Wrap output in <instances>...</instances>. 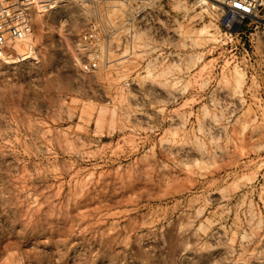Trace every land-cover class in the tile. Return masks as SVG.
Instances as JSON below:
<instances>
[{"label":"rangeland","instance_id":"rangeland-1","mask_svg":"<svg viewBox=\"0 0 264 264\" xmlns=\"http://www.w3.org/2000/svg\"><path fill=\"white\" fill-rule=\"evenodd\" d=\"M0 264H264V22L45 0L0 60Z\"/></svg>","mask_w":264,"mask_h":264},{"label":"built area","instance_id":"built-area-1","mask_svg":"<svg viewBox=\"0 0 264 264\" xmlns=\"http://www.w3.org/2000/svg\"><path fill=\"white\" fill-rule=\"evenodd\" d=\"M44 0H0V60L14 55L15 46L31 36L33 14ZM230 14L232 24L242 27L246 21L264 22V0H218ZM239 5V7H238ZM93 34L85 35L88 41ZM97 66L96 62L85 65L87 70Z\"/></svg>","mask_w":264,"mask_h":264},{"label":"bare ground","instance_id":"bare-ground-1","mask_svg":"<svg viewBox=\"0 0 264 264\" xmlns=\"http://www.w3.org/2000/svg\"><path fill=\"white\" fill-rule=\"evenodd\" d=\"M45 1V0H44ZM212 1H214V2H218V0H212ZM202 2L203 3H206V2H208V0H202ZM219 3V2H218ZM234 28V27H233ZM32 34H33V31H32ZM32 34H31V36H32ZM30 36V37H31ZM30 37H28L26 40H29L30 39Z\"/></svg>","mask_w":264,"mask_h":264},{"label":"snow or ice","instance_id":"snow-or-ice-1","mask_svg":"<svg viewBox=\"0 0 264 264\" xmlns=\"http://www.w3.org/2000/svg\"><path fill=\"white\" fill-rule=\"evenodd\" d=\"M238 7H239V5H238Z\"/></svg>","mask_w":264,"mask_h":264}]
</instances>
